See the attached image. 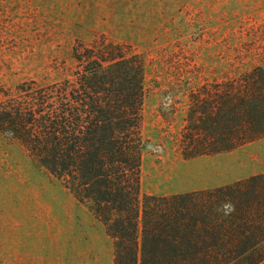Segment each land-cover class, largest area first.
I'll use <instances>...</instances> for the list:
<instances>
[{
	"label": "rangeland",
	"instance_id": "374dc122",
	"mask_svg": "<svg viewBox=\"0 0 264 264\" xmlns=\"http://www.w3.org/2000/svg\"><path fill=\"white\" fill-rule=\"evenodd\" d=\"M95 41L143 61L140 201L264 174V137L189 159L179 148L192 94L264 70V0H0V94L68 77L72 48ZM112 261L88 207L0 131V264Z\"/></svg>",
	"mask_w": 264,
	"mask_h": 264
},
{
	"label": "trees",
	"instance_id": "16d2710c",
	"mask_svg": "<svg viewBox=\"0 0 264 264\" xmlns=\"http://www.w3.org/2000/svg\"><path fill=\"white\" fill-rule=\"evenodd\" d=\"M76 68L0 94V131L86 205L112 240V264H262L264 174L213 189L139 198L144 65L118 44L72 48ZM192 94L185 159L264 137V70Z\"/></svg>",
	"mask_w": 264,
	"mask_h": 264
}]
</instances>
